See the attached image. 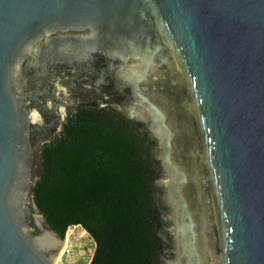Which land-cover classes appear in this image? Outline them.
I'll return each mask as SVG.
<instances>
[{
    "label": "water",
    "instance_id": "water-1",
    "mask_svg": "<svg viewBox=\"0 0 264 264\" xmlns=\"http://www.w3.org/2000/svg\"><path fill=\"white\" fill-rule=\"evenodd\" d=\"M83 109L145 141L160 264H264V0H0V264H55L34 190Z\"/></svg>",
    "mask_w": 264,
    "mask_h": 264
},
{
    "label": "trees",
    "instance_id": "trees-1",
    "mask_svg": "<svg viewBox=\"0 0 264 264\" xmlns=\"http://www.w3.org/2000/svg\"><path fill=\"white\" fill-rule=\"evenodd\" d=\"M144 145L131 123L83 109L43 148L35 203L61 238L73 227L90 237L89 264H160Z\"/></svg>",
    "mask_w": 264,
    "mask_h": 264
},
{
    "label": "rangeland",
    "instance_id": "rangeland-1",
    "mask_svg": "<svg viewBox=\"0 0 264 264\" xmlns=\"http://www.w3.org/2000/svg\"><path fill=\"white\" fill-rule=\"evenodd\" d=\"M93 250V241L78 227L73 230L69 247L59 258L57 264H89Z\"/></svg>",
    "mask_w": 264,
    "mask_h": 264
},
{
    "label": "bare ground",
    "instance_id": "bare-ground-1",
    "mask_svg": "<svg viewBox=\"0 0 264 264\" xmlns=\"http://www.w3.org/2000/svg\"><path fill=\"white\" fill-rule=\"evenodd\" d=\"M76 228H78V227H73V228H71V229H69V230L67 231V233H66V235H65V238L63 239V243H64V245H63V247H62V250H61L59 256L57 257V259H56V261H55V264H57L59 258H60V257L66 252V250L68 249L69 244H70V241H71V238H72V236H73V230L76 229Z\"/></svg>",
    "mask_w": 264,
    "mask_h": 264
}]
</instances>
